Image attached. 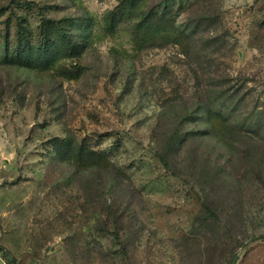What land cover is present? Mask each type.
I'll use <instances>...</instances> for the list:
<instances>
[{"label": "rangeland", "instance_id": "1", "mask_svg": "<svg viewBox=\"0 0 264 264\" xmlns=\"http://www.w3.org/2000/svg\"><path fill=\"white\" fill-rule=\"evenodd\" d=\"M0 8L88 26L50 70L0 65V264H264V0Z\"/></svg>", "mask_w": 264, "mask_h": 264}, {"label": "trees", "instance_id": "2", "mask_svg": "<svg viewBox=\"0 0 264 264\" xmlns=\"http://www.w3.org/2000/svg\"><path fill=\"white\" fill-rule=\"evenodd\" d=\"M0 12H3V8H0ZM15 25H7L0 30V65L50 70L60 58L77 57L88 43L85 34L88 26L85 25H77L78 33L75 34L69 28L68 21L62 23L44 18L38 34L26 30L21 24ZM221 118L226 122L225 117L221 115ZM211 133L202 134L205 136ZM238 134L244 136L243 133ZM217 135L222 139L227 136L224 130ZM179 137V140H183L181 135Z\"/></svg>", "mask_w": 264, "mask_h": 264}]
</instances>
